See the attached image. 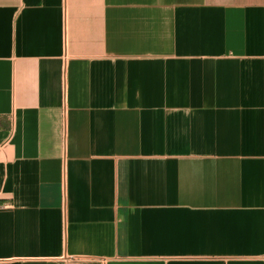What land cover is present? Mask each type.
Wrapping results in <instances>:
<instances>
[{
  "label": "crops",
  "instance_id": "1",
  "mask_svg": "<svg viewBox=\"0 0 264 264\" xmlns=\"http://www.w3.org/2000/svg\"><path fill=\"white\" fill-rule=\"evenodd\" d=\"M0 264H264V0H0Z\"/></svg>",
  "mask_w": 264,
  "mask_h": 264
}]
</instances>
